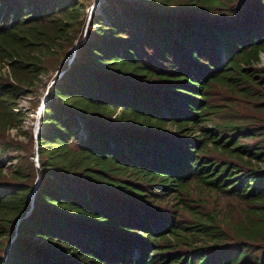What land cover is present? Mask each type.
Listing matches in <instances>:
<instances>
[{"label": "trees", "instance_id": "1", "mask_svg": "<svg viewBox=\"0 0 264 264\" xmlns=\"http://www.w3.org/2000/svg\"><path fill=\"white\" fill-rule=\"evenodd\" d=\"M89 4L0 0V264H264V0Z\"/></svg>", "mask_w": 264, "mask_h": 264}, {"label": "rangeland", "instance_id": "2", "mask_svg": "<svg viewBox=\"0 0 264 264\" xmlns=\"http://www.w3.org/2000/svg\"><path fill=\"white\" fill-rule=\"evenodd\" d=\"M105 2V0H90V4L87 5L85 7V13L87 14V17L85 19V23H87L88 20V16L89 13L95 9L98 8L99 4ZM86 25V24H85ZM76 47V45H74L72 47V49L74 50ZM261 65H264V54H261ZM58 72V69H55L53 75L55 73ZM53 75L49 76L46 80V86L44 87H39L38 88V92L39 94H37L38 96H40V103L39 105L36 107V109H34V111L29 112L27 119L25 120V128L28 130H32L33 133L35 131L36 126L38 125V127L40 126V119H39V115H40V104L43 100V98H45L46 94H47V90H48V85L50 84V82L52 81V77ZM38 96L35 95H23V97L20 100V104L24 107V108H28L29 105H32V103L37 99ZM225 96V91L222 90V88H220L219 86H215V88L212 91V96H211V101L213 103L219 104L221 102L224 101L223 97ZM30 99H32V101L30 102ZM226 106V104L224 103V107ZM227 107V106H226ZM245 106L240 104L236 105L234 107H232V111H237L238 113H245L247 110L244 109ZM247 108V107H246ZM223 115V114H221ZM226 117H228V115H224ZM205 125H210L211 122L210 121H206L204 122ZM170 128H173L170 126ZM173 130V129H171ZM14 131V130H13ZM21 138H24L22 135L19 136ZM7 155L5 154H0V160L7 164H10L9 160L7 159ZM36 158V155H35ZM190 190H191V194L188 195L186 198L192 202V206L196 207V208H200L202 210L205 211H213L216 210L218 208H222L224 207L228 202L232 203L233 198L231 196L225 195V194H220L218 191H216L215 189H209V188H200L198 183L192 182L189 186ZM173 200H176L175 198H173ZM228 203V204H230ZM172 203L169 202V205H171ZM168 206V205H167ZM180 206V204H179ZM178 206V207H179ZM181 214L183 215V218L185 221H187L188 219H190L191 215L189 214V212L187 210H183L180 209ZM189 235H191L190 231H186ZM195 242H198L197 240ZM182 246H185L186 243H184V241L181 242Z\"/></svg>", "mask_w": 264, "mask_h": 264}, {"label": "water", "instance_id": "3", "mask_svg": "<svg viewBox=\"0 0 264 264\" xmlns=\"http://www.w3.org/2000/svg\"><path fill=\"white\" fill-rule=\"evenodd\" d=\"M44 100H45V98H43V100H42V102H41V104H40V110H41V108H42V106H43V104H44ZM38 130H39V127H38V125H37L36 128H35V131H34V136H35V137L37 136ZM36 159H37V156H36ZM35 187H36V186H35Z\"/></svg>", "mask_w": 264, "mask_h": 264}]
</instances>
